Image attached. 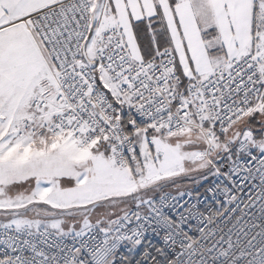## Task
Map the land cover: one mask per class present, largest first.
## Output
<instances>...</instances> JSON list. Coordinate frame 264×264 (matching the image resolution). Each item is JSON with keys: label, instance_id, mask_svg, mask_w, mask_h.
<instances>
[{"label": "snow or ice", "instance_id": "1", "mask_svg": "<svg viewBox=\"0 0 264 264\" xmlns=\"http://www.w3.org/2000/svg\"><path fill=\"white\" fill-rule=\"evenodd\" d=\"M0 264H264V0H0Z\"/></svg>", "mask_w": 264, "mask_h": 264}, {"label": "rangeland", "instance_id": "2", "mask_svg": "<svg viewBox=\"0 0 264 264\" xmlns=\"http://www.w3.org/2000/svg\"><path fill=\"white\" fill-rule=\"evenodd\" d=\"M180 183H182V184H190V181H188V180H183V181H180Z\"/></svg>", "mask_w": 264, "mask_h": 264}, {"label": "built area", "instance_id": "3", "mask_svg": "<svg viewBox=\"0 0 264 264\" xmlns=\"http://www.w3.org/2000/svg\"><path fill=\"white\" fill-rule=\"evenodd\" d=\"M208 185H204L203 187H207ZM203 187L198 188L197 190L203 191Z\"/></svg>", "mask_w": 264, "mask_h": 264}, {"label": "trees", "instance_id": "4", "mask_svg": "<svg viewBox=\"0 0 264 264\" xmlns=\"http://www.w3.org/2000/svg\"><path fill=\"white\" fill-rule=\"evenodd\" d=\"M203 186H204V185H203ZM203 186H202V187H203Z\"/></svg>", "mask_w": 264, "mask_h": 264}]
</instances>
